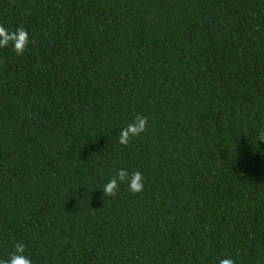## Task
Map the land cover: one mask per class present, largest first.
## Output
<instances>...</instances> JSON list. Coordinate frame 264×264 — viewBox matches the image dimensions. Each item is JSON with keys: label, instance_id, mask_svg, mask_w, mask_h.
Instances as JSON below:
<instances>
[{"label": "trees", "instance_id": "16d2710c", "mask_svg": "<svg viewBox=\"0 0 264 264\" xmlns=\"http://www.w3.org/2000/svg\"><path fill=\"white\" fill-rule=\"evenodd\" d=\"M0 24L30 38L0 48V259L264 264V0H0ZM121 168L143 191L103 196Z\"/></svg>", "mask_w": 264, "mask_h": 264}, {"label": "clouds", "instance_id": "9594fccd", "mask_svg": "<svg viewBox=\"0 0 264 264\" xmlns=\"http://www.w3.org/2000/svg\"><path fill=\"white\" fill-rule=\"evenodd\" d=\"M30 42L29 33L23 25L10 30L3 24H0V48H6L10 44L13 50L18 54L23 52L28 47ZM31 43H35L34 40ZM148 125V117L142 114H137L131 122L120 130L118 143L127 145L134 137H138L146 131ZM257 141L264 142V129L257 132ZM126 183L129 191L139 193L143 191L144 176L139 170L129 172L127 169H119L101 188L103 196L116 195L119 183ZM14 251L8 254L6 258L0 259V264H33L32 259L26 255L25 245L22 242H17L13 245ZM217 264H235L231 257H222L217 261Z\"/></svg>", "mask_w": 264, "mask_h": 264}]
</instances>
